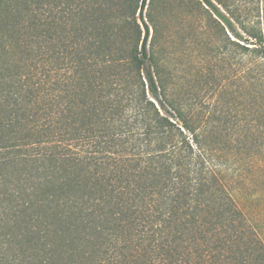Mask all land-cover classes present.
I'll list each match as a JSON object with an SVG mask.
<instances>
[{"label":"trees","instance_id":"trees-1","mask_svg":"<svg viewBox=\"0 0 264 264\" xmlns=\"http://www.w3.org/2000/svg\"><path fill=\"white\" fill-rule=\"evenodd\" d=\"M261 1L200 0L231 71L179 84L146 0H0V264H264L218 160L264 142Z\"/></svg>","mask_w":264,"mask_h":264},{"label":"rangeland","instance_id":"rangeland-1","mask_svg":"<svg viewBox=\"0 0 264 264\" xmlns=\"http://www.w3.org/2000/svg\"><path fill=\"white\" fill-rule=\"evenodd\" d=\"M260 4L264 5V0ZM147 13L156 23V51L173 71L174 81L179 84L186 81L202 83L209 76L217 80L222 73L224 76L230 74L231 67L228 63L223 66L218 63L212 47L217 34L212 20L215 16L200 0H146L142 14L147 16ZM151 33L152 30L150 36ZM210 71L212 74L208 76ZM229 81L226 80L224 101L230 100V92L234 89ZM227 145L232 148L231 154L227 153L229 161L224 162L222 154L218 156L219 161L232 169L225 176L226 186L242 211L249 230L264 245V142H227L224 146ZM251 238H246L245 246L255 257L260 249Z\"/></svg>","mask_w":264,"mask_h":264}]
</instances>
